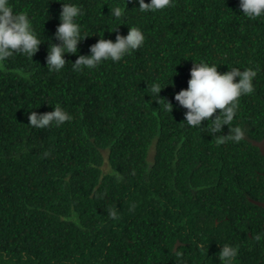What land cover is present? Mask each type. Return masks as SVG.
<instances>
[{
    "label": "trees",
    "instance_id": "obj_1",
    "mask_svg": "<svg viewBox=\"0 0 264 264\" xmlns=\"http://www.w3.org/2000/svg\"><path fill=\"white\" fill-rule=\"evenodd\" d=\"M12 2L45 39L32 60L14 54L0 70V264H224V244L237 250L231 264H264V207L249 200L264 201V155L251 142L264 139V17H244L238 0H173L143 13L126 0L117 21L111 9L124 0H60L83 7L89 36L50 72L60 3ZM128 26L144 33L140 48L73 70L98 36L114 40ZM193 61L255 70L229 125L244 130L239 141L217 143L207 121L183 122L173 95ZM154 83L165 85L159 97ZM57 105L72 119L27 124L28 112Z\"/></svg>",
    "mask_w": 264,
    "mask_h": 264
},
{
    "label": "clouds",
    "instance_id": "obj_2",
    "mask_svg": "<svg viewBox=\"0 0 264 264\" xmlns=\"http://www.w3.org/2000/svg\"><path fill=\"white\" fill-rule=\"evenodd\" d=\"M58 2L60 3L59 23L52 34V38L57 43L49 39L45 57V66L50 72L61 71L67 63L65 54H77L78 43L89 36L82 34V26L78 22L84 15L83 7L75 2L61 3L60 0ZM135 3L138 5L136 8L143 13L171 7L173 0H147V2L135 0ZM125 4L126 0L123 6L111 9V15L117 21L124 15ZM238 7L242 10L243 16L249 20L264 17V0H238ZM115 29L116 27L111 31ZM98 37L100 38L95 43L89 45L88 54L76 55L72 62L74 71L96 68L103 61L110 60L113 63L121 61L123 57L140 48L145 41L144 33L135 26H128L125 35L117 31L114 40L103 38L102 35ZM44 39L37 35L32 20L26 12L17 10L12 0H0V70L4 69L5 61L14 54H21L32 60ZM217 66L216 63L193 61L189 69L187 87L175 92L173 99L186 110L183 113V122L188 126L201 128L202 121H207V132L216 136L217 143H224L226 138L239 141L244 136V130L240 127L229 129V125L236 116L239 98L254 91L252 81L256 72L251 68L237 67H228V70L220 72ZM18 74L24 79L29 75L24 72ZM164 86L154 83L151 92L159 97L158 93ZM164 101L165 110L170 112L173 105L167 100ZM71 119V115L59 105L52 107L51 111L27 113V124L35 128H47L52 125L59 127ZM225 125L228 127L227 134H219ZM236 253L235 247L224 244L221 245L217 257L224 264H231Z\"/></svg>",
    "mask_w": 264,
    "mask_h": 264
},
{
    "label": "water",
    "instance_id": "obj_3",
    "mask_svg": "<svg viewBox=\"0 0 264 264\" xmlns=\"http://www.w3.org/2000/svg\"><path fill=\"white\" fill-rule=\"evenodd\" d=\"M251 142H252L254 145H256V146L259 148L260 152L264 155V139H262V140H260V141L251 140ZM249 200H250L251 202H253V203L259 205V206L264 207V201L262 202V201L254 200V199H252V198H249ZM174 247H175V246H174Z\"/></svg>",
    "mask_w": 264,
    "mask_h": 264
}]
</instances>
